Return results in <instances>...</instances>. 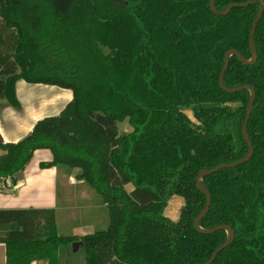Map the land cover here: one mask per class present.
I'll return each instance as SVG.
<instances>
[{
	"label": "trees",
	"instance_id": "trees-1",
	"mask_svg": "<svg viewBox=\"0 0 264 264\" xmlns=\"http://www.w3.org/2000/svg\"><path fill=\"white\" fill-rule=\"evenodd\" d=\"M237 1L247 0H216V7ZM262 3L217 14L210 0H0V99L20 108V79L74 93L61 113L38 119L21 139L6 142L0 131V180L17 177L37 149L49 148L52 157L39 165L79 167L110 209L105 228L77 236L59 232L55 207H0L6 264H62L75 241L84 264L209 261L230 233L197 228L207 196L196 177L250 149L243 122L251 89L230 91L219 79L229 49L252 57L250 34ZM261 17L256 62L232 54L224 76L229 87L256 89L247 123L254 153L202 178L212 202L200 224L236 232L213 264H264ZM123 118L132 130H121ZM173 194L185 199L176 219L165 212Z\"/></svg>",
	"mask_w": 264,
	"mask_h": 264
},
{
	"label": "crops",
	"instance_id": "crops-1",
	"mask_svg": "<svg viewBox=\"0 0 264 264\" xmlns=\"http://www.w3.org/2000/svg\"><path fill=\"white\" fill-rule=\"evenodd\" d=\"M17 94L21 100L20 108L6 105L4 104L5 100L0 99V103H2L0 105V131L6 142L17 141L26 136L35 122L45 115L61 113L62 108L74 96L70 88L49 83H34L24 79L17 81ZM3 151L0 148V154ZM51 157L52 151L49 148L37 149L27 167L17 177L15 176V180H12L11 176L0 180V207L52 206L58 210L57 227L59 232L61 231V222L68 224L67 228L65 227V235L73 233L83 236L94 232L98 227H101V225H95V221L100 220L101 224H105V218L103 220L100 218V207L103 202L101 199L99 202L95 196L96 202L93 206L68 207L66 203H69L70 200L67 202L64 199L73 196L81 197L91 186L83 177H80L81 169L79 167L68 171L62 167L47 166L43 168L39 165L40 161ZM127 186L131 189L134 185L128 184ZM184 202V197L182 198L178 194L172 195L165 211L166 214L176 219ZM91 211L96 217L92 220L87 219L89 222L87 223L82 215ZM6 261V243L0 241V264H6ZM30 264H47V262L35 259Z\"/></svg>",
	"mask_w": 264,
	"mask_h": 264
},
{
	"label": "water",
	"instance_id": "water-1",
	"mask_svg": "<svg viewBox=\"0 0 264 264\" xmlns=\"http://www.w3.org/2000/svg\"><path fill=\"white\" fill-rule=\"evenodd\" d=\"M211 1V8L212 10L219 14H226L228 12L231 11V9L237 5L240 6H245L248 4H252L258 1H263V3L261 4V6L259 7V10L257 12V15L255 16V20L253 22L252 25V29H251V38H250V49H251V53H252V57L250 59L246 58L245 55L243 53H241L239 50L235 49V48H231L229 49L225 54V62L224 65L221 69V75H220V85L226 89H229L230 91H237L240 88H248L251 89V95L249 98V102H248V110H247V114L246 117L244 119L243 122V136L245 138V140L249 143L250 149L248 151V153H246L244 156H242L240 159L231 161V162H226L223 161V163H220L214 167L211 168H203L201 169L198 174H197V184L200 188V190L202 192H204L207 196V201L205 204V207L203 208V210L195 217L194 219V223L196 224L197 228H199L200 230L204 231V232H208V233H212L213 231L219 230V229H227L229 231V237L224 241V243L220 246H218L214 251L213 254L211 255V257L208 259L209 261L206 264H213V262L215 261V258L217 257L218 253L225 249L226 247L230 246V244L233 242V239L235 237V229L232 225H227V224H219L216 225L214 227H212L211 229H205L202 227V225L200 224L201 219L209 212L210 208H211V202H212V196H211V192L210 190L205 187V185L203 184V177L206 176L207 174H210L212 172H216L217 170H219L220 168L224 167V166H236L238 164H240L241 162L244 161H248V159H250V157L253 155L254 153V143L251 141L249 134H248V121L250 119L251 113L253 111V104H254V100L256 97V89L250 85V84H239L238 86H233V87H229L225 84L224 82V76L226 73V69L229 65V58L232 54H237L240 59L247 63V64H253L256 62L257 58H258V53H257V48H256V43H255V31H256V27L258 22L260 21V19L262 18V14L264 12V0H247V1H237V2H232L230 3L225 9H217L216 7V0H210ZM12 180H15V176L12 175L11 176ZM74 248L75 250H78L80 247V242L79 241H75L73 242Z\"/></svg>",
	"mask_w": 264,
	"mask_h": 264
},
{
	"label": "rangeland",
	"instance_id": "rangeland-1",
	"mask_svg": "<svg viewBox=\"0 0 264 264\" xmlns=\"http://www.w3.org/2000/svg\"><path fill=\"white\" fill-rule=\"evenodd\" d=\"M189 113L192 115L191 111H189ZM118 124H119V127L121 128V130H123V131H129V130L133 129L128 118L120 119L118 121ZM59 182H60V180H59ZM130 184H132V183H130ZM86 194L82 195L81 197H78V198L75 196L68 197L67 199H64V200H66L67 202H69V200H70L69 203H66L68 205V207H82V206H86V207L89 206L90 207V206H93V204H95V202H96L95 196L98 198V201L100 200V197H101V194H99L97 191H95V189L92 187H88V191L86 192ZM180 197H182V196H180ZM168 205H169V202H168L167 206ZM100 209H101L100 218H101V220H103L105 218V224L104 223L101 224L102 221L97 220V222L95 221V225H97V226L101 225V227H98V228H105L109 222L110 209H108V206H106V204L104 205V203H103L102 207H100ZM94 217H96V216H95V214H93L92 211L88 212L87 214L82 215V218L86 222H87V219L92 220ZM62 221H63V219H62ZM87 223H89V222H87ZM92 224H94V223L92 222ZM67 226H68L67 222H64V223L61 222V231L60 232L62 234H64L65 227L67 228ZM83 259H84V255H83L82 251H80V247L78 250H75V248L73 246V249H71L69 253H64L61 256V263L62 264H84Z\"/></svg>",
	"mask_w": 264,
	"mask_h": 264
}]
</instances>
